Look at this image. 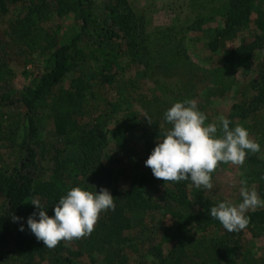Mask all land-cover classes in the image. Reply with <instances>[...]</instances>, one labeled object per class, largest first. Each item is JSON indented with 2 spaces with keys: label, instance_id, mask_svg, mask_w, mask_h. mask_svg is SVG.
<instances>
[{
  "label": "trees",
  "instance_id": "1",
  "mask_svg": "<svg viewBox=\"0 0 264 264\" xmlns=\"http://www.w3.org/2000/svg\"><path fill=\"white\" fill-rule=\"evenodd\" d=\"M101 1L100 8L95 0H75L80 32L60 42L54 30L40 28L49 12L47 0H0L1 13L7 11V4H27L22 19L11 24L9 30L24 48L31 50L29 53L46 56L17 99L0 92V111L12 108L19 111L17 121L12 123L0 117V151L8 152L9 158L12 156V161L3 160L4 166L0 168V261L79 264L75 254L64 247V241L54 248L44 246L28 230L26 220L36 211L31 199H39L52 216V208L62 195L73 187H83L97 192L106 188L115 199V207L99 215L91 235L92 245L118 247L131 230L130 213L134 211L148 219L147 234L155 242L150 250L157 264H240L242 257L238 250L244 241L243 230L229 233L214 220L196 239L189 242L185 237L190 220L196 215L205 219L215 206L205 193L192 187L190 180L163 182L154 178L148 168L145 175H137L130 185L111 186L116 179L101 158L108 140L122 153L121 159H147L155 142L172 125L164 119L170 107H161L157 98L147 94L138 95L150 124L145 115L138 117L131 113L110 119L113 103L107 89L125 74V64L137 62L139 51L133 38L137 28L126 25L132 15L124 0ZM256 1L232 0L233 16L207 47L212 52L225 50L226 57V39L243 32L247 39L240 41L231 53L261 55L257 65L258 95L246 108L235 106L237 111L229 120L230 127H235V118L245 121L251 117V132L264 137V15L257 11ZM12 76L0 65V87L8 84ZM198 109L204 112L205 107ZM86 111H92L94 118L90 126L81 127L76 116ZM47 116L52 120V130L42 140ZM109 121L112 127H108ZM42 160H49L53 166L49 177L40 181L37 172ZM246 160L264 165L251 152ZM13 216L24 219L23 232L12 221ZM257 216L260 213L248 215L249 223ZM105 250L110 252L107 247ZM108 258L106 262L111 264Z\"/></svg>",
  "mask_w": 264,
  "mask_h": 264
},
{
  "label": "rangeland",
  "instance_id": "2",
  "mask_svg": "<svg viewBox=\"0 0 264 264\" xmlns=\"http://www.w3.org/2000/svg\"><path fill=\"white\" fill-rule=\"evenodd\" d=\"M47 1L49 12L41 23V30H54L60 42L78 34L81 24L77 18L75 0ZM95 2L102 7L101 0ZM256 2L257 11L264 15V0ZM231 3L232 0H124L126 9L132 15L126 25L137 28V35L133 38L139 54L137 62L125 64V74L117 77L113 86L107 89L113 103L110 119L127 113L138 117L145 115L143 102L138 94L157 98L161 107H171L177 101L192 100L197 108L205 107L203 113L207 116L206 124H218L221 116L230 119V115L237 111L235 106L246 108L258 95L257 65L261 62V55L257 52L231 53L246 38L243 32L239 36L233 35L226 39V57L225 50L223 53L212 52L207 47L215 33L224 29L233 16ZM26 6L25 3L7 4V11H0V65L13 74L10 82L0 87V92L7 93L13 99H17L22 89L29 85L46 59V56L36 52L29 53L31 50L24 48L9 30L11 24L22 19ZM18 116L19 111L16 108L0 111V117L10 120L11 123L17 121ZM93 118L92 111L76 116L81 127L90 126ZM234 122V126L245 127L249 138L260 144V151L252 154L264 162V137L251 132L252 118L245 121L235 118ZM112 125V121H109L108 127ZM51 130L52 120L47 116L41 132L42 140L49 137ZM0 153V168H3L2 161L9 163L12 156L9 158L6 151ZM122 157L112 140H108L101 158L109 174L116 179L111 186L130 185L133 178L139 174L145 175L148 170L144 164L146 159H121ZM52 166L49 160H42L38 164L37 174L40 181L49 177ZM241 180H246L248 187L255 189L264 198V165H253L246 159L240 166L219 165L212 174L213 189H197L205 193L215 205L224 200L239 203ZM192 187L196 188L193 184ZM1 204L0 197V208ZM251 213H260V216L242 229L244 241L238 250L242 257L240 264H264V207L249 210L247 214ZM130 215L131 230L124 236L126 240L122 239L118 247L106 246L110 252L105 250L104 245H92L91 235L97 227L96 224L89 235L64 241V247L75 254L79 264H110L106 262L108 256L113 264H157L155 254L150 250L155 242L147 234V217L134 211ZM214 220L209 214L205 219L196 215L184 231L185 237L189 242L196 239L208 228L209 222ZM0 264L14 263L2 260Z\"/></svg>",
  "mask_w": 264,
  "mask_h": 264
},
{
  "label": "clouds",
  "instance_id": "3",
  "mask_svg": "<svg viewBox=\"0 0 264 264\" xmlns=\"http://www.w3.org/2000/svg\"><path fill=\"white\" fill-rule=\"evenodd\" d=\"M144 118L149 120L146 115ZM164 119L172 127L155 142L144 162L153 177L163 182L190 180L196 188L212 190V174L219 165H243L249 152L260 151V144L249 138L242 125L230 127L231 121L223 116L218 124H206L207 116L192 100L174 102ZM239 195V203L224 200L209 210L210 217L229 233L247 227L249 210L264 207V198L249 188L246 180L240 181ZM114 200L106 188L97 192L73 187L59 198L49 216L40 200L33 198L30 204L36 211L27 217L26 225L44 246L54 248L61 241L89 235L99 215L115 207ZM12 221L19 224V231L25 230L23 218L13 216Z\"/></svg>",
  "mask_w": 264,
  "mask_h": 264
}]
</instances>
